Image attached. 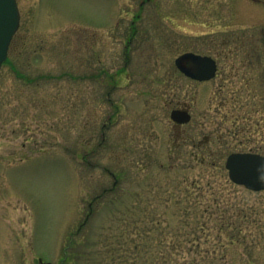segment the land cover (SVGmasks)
Wrapping results in <instances>:
<instances>
[{
	"label": "rangeland",
	"instance_id": "1",
	"mask_svg": "<svg viewBox=\"0 0 264 264\" xmlns=\"http://www.w3.org/2000/svg\"><path fill=\"white\" fill-rule=\"evenodd\" d=\"M16 2L0 264H264V189L224 166L264 154V0ZM186 51L215 77L180 73Z\"/></svg>",
	"mask_w": 264,
	"mask_h": 264
},
{
	"label": "water",
	"instance_id": "2",
	"mask_svg": "<svg viewBox=\"0 0 264 264\" xmlns=\"http://www.w3.org/2000/svg\"><path fill=\"white\" fill-rule=\"evenodd\" d=\"M18 24L16 0H0V67L7 57L9 44ZM174 64L186 77L197 81L213 78L217 69L216 61L211 56L191 51L179 54L174 59ZM170 119L182 124L190 120V114L186 110L175 108L170 111ZM224 166L228 178L233 183L251 191L264 189V155L254 152H231L226 156Z\"/></svg>",
	"mask_w": 264,
	"mask_h": 264
},
{
	"label": "flooded vegetation",
	"instance_id": "3",
	"mask_svg": "<svg viewBox=\"0 0 264 264\" xmlns=\"http://www.w3.org/2000/svg\"><path fill=\"white\" fill-rule=\"evenodd\" d=\"M214 59V58H213ZM215 61H216V59H214ZM216 65H217V61H216ZM217 69H218V66H217ZM217 69H216V72H217ZM215 75H216V73H215ZM186 77V76H185ZM215 77V76H214ZM183 109V110H186V111H188V109H186L185 107H183V105H180V103H177L176 104V107H174L173 109ZM172 110V109H171ZM170 110V111H171ZM188 113L190 114V112L188 111ZM169 117H170V113H169ZM190 119H191V114H190ZM40 259V258H39ZM38 259V260H39ZM40 261V260H39Z\"/></svg>",
	"mask_w": 264,
	"mask_h": 264
},
{
	"label": "trees",
	"instance_id": "4",
	"mask_svg": "<svg viewBox=\"0 0 264 264\" xmlns=\"http://www.w3.org/2000/svg\"><path fill=\"white\" fill-rule=\"evenodd\" d=\"M240 235L237 234V239H239Z\"/></svg>",
	"mask_w": 264,
	"mask_h": 264
}]
</instances>
